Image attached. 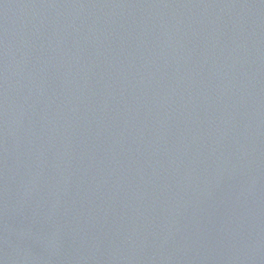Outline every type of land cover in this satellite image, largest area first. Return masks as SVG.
Returning a JSON list of instances; mask_svg holds the SVG:
<instances>
[{
	"label": "water",
	"instance_id": "1",
	"mask_svg": "<svg viewBox=\"0 0 264 264\" xmlns=\"http://www.w3.org/2000/svg\"><path fill=\"white\" fill-rule=\"evenodd\" d=\"M0 264H264V0H0Z\"/></svg>",
	"mask_w": 264,
	"mask_h": 264
}]
</instances>
